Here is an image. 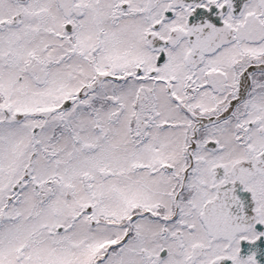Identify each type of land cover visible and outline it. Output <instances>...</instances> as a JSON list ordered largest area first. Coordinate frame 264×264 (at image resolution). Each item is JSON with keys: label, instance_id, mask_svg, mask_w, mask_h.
I'll list each match as a JSON object with an SVG mask.
<instances>
[{"label": "snow or ice", "instance_id": "6c2138e0", "mask_svg": "<svg viewBox=\"0 0 264 264\" xmlns=\"http://www.w3.org/2000/svg\"><path fill=\"white\" fill-rule=\"evenodd\" d=\"M0 264H264V0H0Z\"/></svg>", "mask_w": 264, "mask_h": 264}]
</instances>
